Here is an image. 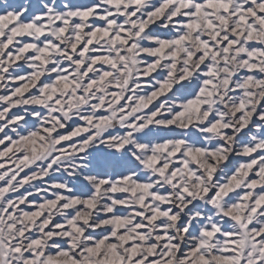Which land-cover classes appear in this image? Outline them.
<instances>
[{"label": "snow or ice", "instance_id": "6c2138e0", "mask_svg": "<svg viewBox=\"0 0 264 264\" xmlns=\"http://www.w3.org/2000/svg\"><path fill=\"white\" fill-rule=\"evenodd\" d=\"M45 2L51 4L52 0ZM67 4L73 9L70 16L50 19L44 15L48 9L42 0H27L26 8L25 0H0V264H25L26 261L37 264V255L42 264H68V261L82 264L77 254L81 249L67 251L66 239L53 233V226L55 232H60L66 231L68 225L59 214L49 216L50 208L55 211L60 205H67L68 198L88 197L95 190L79 175L73 179L66 172L53 171L58 167L54 159L67 163V156L72 153L80 171L94 174L99 180L97 188H111L117 201L113 212L108 213L113 217L110 225L89 229L86 233L94 239L87 241L89 246L82 252L86 258L84 264H176L177 259L179 264H264V231H260L256 223L247 227L257 229L258 234L250 236L251 245L245 241L243 247L235 243L240 237L231 230L234 221L228 216L222 223L216 217L214 222L220 230H213L209 224L203 229V238H200L201 228L193 220L185 230V239L179 241L171 239L163 227L164 220L158 219L171 215L165 211L169 205L154 208L150 204L151 196L142 197L137 204L126 202L136 192L148 191L145 183L148 172L140 171L142 165L128 153L123 143H115L111 151L103 144L85 147L94 139L95 128L91 125L98 126L97 122L103 123L108 118L106 97L114 98L119 91L115 78L127 71L126 65L131 67L129 54L134 45L131 40L124 39V29L129 25H124L119 33L114 27L110 30L112 21L120 24L125 20L126 14L116 11L117 8L123 10L125 0H67ZM55 7L63 12V0H56ZM105 8L109 11L106 16ZM157 11L163 13L162 18L147 31L160 36L165 43L155 48L151 55L140 54L154 66L158 56L170 63L178 52L168 53V47L183 45L189 39V31L200 37L203 50L198 56L211 52L219 57L244 44L249 29L255 32L264 26V0H223L219 8L214 7L213 0H152V6L145 9L144 18L148 12ZM128 12H133V7H129ZM140 15L137 12L132 19ZM169 17V25L161 27ZM204 29L207 34H202ZM253 50H259V55ZM241 55L246 61L251 57V64L235 75L233 81H240L242 76L264 79V72L256 66L264 58V44L248 39L246 52ZM209 62L206 59L201 68L206 70ZM220 63L223 65L225 60ZM41 66L56 71L41 72ZM166 74L155 67V71L149 69V74L139 79L163 89ZM198 88L199 81H184L175 85L170 95L187 99L195 96ZM240 91L236 88L234 94L239 95ZM125 100L127 96L119 103L123 105ZM195 103V100L190 101V106ZM82 109L81 115H73ZM262 110L264 99L260 100L257 114ZM176 111L182 115L179 109ZM53 122L61 127L54 131ZM253 123H260V120L253 117ZM251 131L248 127L238 139L246 141ZM173 135H176L174 128L154 131L149 127L139 138L151 144L154 138L162 141ZM49 136L56 138L54 148L48 141ZM189 139L197 146L204 144L199 133L190 132ZM160 147L170 160L167 165L165 160L155 163L161 169L166 166L167 173L178 179L181 164H188L183 159L184 150H170L166 144ZM85 153L89 154L87 168L83 160ZM188 155L196 161V152L190 151ZM241 161L251 169L250 186L230 193L227 199L235 202L244 192L252 191L251 200H259V211H264V184L258 183L257 175L264 163V150L250 156L233 155L224 165V171L216 174V180L226 182ZM189 166L195 168L196 164ZM65 178L69 180L67 185L63 183ZM155 191L153 188L152 192ZM162 192H169V188H163ZM214 193L215 189L209 196ZM199 207L200 202L196 201L186 212ZM207 211L213 210L207 208ZM236 219L242 221L243 217ZM187 222L188 216L182 215L180 226L183 228ZM154 224L161 227H153ZM199 225H205V219H200ZM41 226L43 232L52 237L47 246L41 238ZM221 231L227 236L228 247L222 251L211 249L209 239L220 236ZM21 240L28 246L27 250L19 246ZM61 257H68V261L62 262Z\"/></svg>", "mask_w": 264, "mask_h": 264}, {"label": "clouds", "instance_id": "9594fccd", "mask_svg": "<svg viewBox=\"0 0 264 264\" xmlns=\"http://www.w3.org/2000/svg\"><path fill=\"white\" fill-rule=\"evenodd\" d=\"M55 2L56 0H52V3L48 4L42 0L43 6L48 9L44 15L49 16L50 19L56 16L71 15L73 9L68 6L67 0H63V12L55 7ZM151 6L152 0H125L123 10L116 9L117 12L126 14V18L120 24L112 21L110 30L114 27L119 33L124 25H129L124 29V39L131 40L134 45L129 54L132 63L130 68L126 65V72L115 78V83L119 85V91L114 98L106 97L109 109L108 118L103 123L97 122L98 126L91 125L95 128V131L92 132L94 139L85 147L92 148L103 144L111 151L117 142L123 143L127 147L128 153L142 165L140 171L148 172V178L145 181L148 191H138L126 202L129 205L137 204L142 197L151 196L150 204L154 208H160L164 204L169 205L165 211L171 215L158 217V219L164 220L163 227L168 230L171 239L183 241L185 230L193 220L201 228L200 238H203V229L209 224L212 225L213 230H220L218 224L214 222L216 217H219V222L222 223L224 217L228 216L234 221L230 225L231 230L240 237L235 243L243 247L244 242L248 241V244L251 245L249 237L258 233L257 229H249L247 225L256 223L259 225V230L264 231V211H259L261 202L251 200L252 191L244 192L235 202L227 199L230 193L250 186L248 174L251 169L246 162H238L224 183L216 180V174L224 171V165L233 155L250 156L258 150H264V110L257 114L260 100L264 99V79L257 80L255 76H242L240 81H233V77L240 74L242 69L250 67L252 58L249 57L246 61L241 55L246 52L247 40L252 39L264 44V26L255 32L249 29V35L245 38L244 44L239 48H233L226 56L219 57L211 52L203 57L198 56L197 53L203 50L200 45V37L189 31L187 33L189 39L183 45L179 48L171 45L167 49L168 53L176 51L178 55L173 56L170 63H165L164 58L158 56L154 66L153 62L147 61L140 55L141 53L151 55L155 48H160L165 43L160 36L152 35L147 31V28L158 22L163 15L159 11L148 12L144 18L145 9ZM26 7L27 0H25ZM95 7H100V5ZM129 7H133V12H128ZM75 11L78 12L79 9ZM137 12L141 15L136 16V19L133 20L132 17ZM104 14L105 16L109 14L107 8L104 9ZM170 22L169 17L164 20L161 27L168 26ZM202 34H207V29H204ZM253 51L259 55V50ZM206 59L210 62L205 70L201 68V64ZM221 60H225L223 65L220 63ZM256 66L261 72H264V58L260 59ZM155 67H160L167 73L164 77L163 89L156 87L154 83L139 79L140 76H147L149 69L155 71ZM46 71H56V69L41 66V72ZM76 71L79 72V69L77 68ZM201 76L204 79H201ZM193 80L199 81V88L196 90L195 96L181 99L178 96L170 95L175 85L184 81L191 83ZM236 88L241 89L239 95L234 94ZM125 96L128 97V100H125L121 105L119 101L123 100ZM192 100H195L196 103L190 106ZM153 105L156 106L153 108ZM176 109H179L182 115H178ZM82 112L83 109L73 115H81ZM253 117L260 120V123H253ZM66 121L70 122L67 117ZM59 127L61 125L58 122L52 123L54 131ZM149 127H152L154 131L160 128H174L176 135L166 136L162 141L154 138L149 144L139 138L140 134ZM248 127H251L252 131L248 133L247 140L242 142L238 137ZM117 129L121 131H117ZM110 132L113 134L111 137L108 135ZM190 132L199 133L200 139L204 141L203 146H197L189 139ZM181 133L182 135H180ZM55 139L53 136L48 137L53 148ZM161 144L168 145L170 150L176 148L184 150L183 159H186L188 164H181L177 173L178 179L167 173L166 166L161 169L155 163L158 160H165L167 165L170 160L160 147ZM190 151L196 152V161H193L188 155ZM122 153L123 150L120 154ZM88 159L89 154L85 153L83 156L85 168L89 166L86 163ZM67 160L68 162L65 163L63 160L54 159L58 167L53 171L57 174L61 171L66 172L73 179L79 175L88 180L95 190L88 197L68 198L67 205H60L55 211L50 208L49 216L51 218L57 214L61 215L63 222L68 225L67 230L62 229L60 232H55V226H53V233L57 237L66 239L67 251L75 252L76 249H81V253L77 254L81 256L82 264H84L86 258L82 252L89 246L87 241L94 239L86 233L89 229L96 230L110 225L113 217L108 213L113 212L117 201L111 188L104 186L97 188L99 180L94 174L88 175L86 172L80 171L74 153L68 155ZM192 163L196 164L195 168L189 166ZM70 169L71 171H69ZM260 169L257 173L258 183L264 184V163L260 165ZM153 176H156L157 179H152ZM63 183L67 185L69 180L65 178ZM165 187L169 188V192H162ZM153 188L156 189L155 192H152ZM213 189H215V193L209 196ZM160 196H163V199H159ZM196 201L200 202L201 207L186 212V209ZM207 208H211L213 211L208 212ZM173 209H178V211H173ZM182 215L188 216V222L183 228L179 224ZM238 216H242L243 220H237ZM200 219H205V225H199ZM153 227L158 228L161 225L154 224ZM40 231L43 233L41 238L44 245L47 246L52 237L43 232V226ZM209 245L211 249L221 251L226 249L228 247L226 234L221 231L220 236L209 239ZM19 246L25 250L28 248L23 240L19 242ZM55 247L59 248V245H55ZM36 260L37 264H42L38 255ZM61 260L62 262L68 261V257H61ZM25 264H31V261H26ZM176 264H179V259Z\"/></svg>", "mask_w": 264, "mask_h": 264}, {"label": "rangeland", "instance_id": "374dc122", "mask_svg": "<svg viewBox=\"0 0 264 264\" xmlns=\"http://www.w3.org/2000/svg\"><path fill=\"white\" fill-rule=\"evenodd\" d=\"M213 5L216 8L222 7L223 6V0H213Z\"/></svg>", "mask_w": 264, "mask_h": 264}]
</instances>
